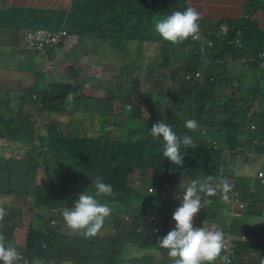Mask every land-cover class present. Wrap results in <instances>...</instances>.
Wrapping results in <instances>:
<instances>
[{"label": "trees", "instance_id": "obj_1", "mask_svg": "<svg viewBox=\"0 0 264 264\" xmlns=\"http://www.w3.org/2000/svg\"><path fill=\"white\" fill-rule=\"evenodd\" d=\"M70 1L68 7L59 2L61 9L40 5L24 9L32 11L28 16L22 14L19 21L11 12L4 14L2 22L15 34L17 28L24 30L23 39L19 42L16 34L12 43L22 47L24 42L29 48L28 31L65 32L61 45L48 48L44 54L31 51L38 58L45 56L48 63L54 62L63 47L73 44L74 49L70 39L77 36L81 45L97 47V54L113 53L104 63H114L120 70L105 75L103 64H94L90 67L96 72L91 76L103 82L98 86L91 82L94 89L84 87L79 81L86 66L71 55L74 64L63 70L60 79H51L45 70L39 74V65L33 71L38 75L34 83H19L17 89L2 90L0 86V206L7 213L0 220V234L6 244L16 248L21 257L19 247L11 241L21 211L8 201L13 196H28L34 198L38 211L26 235L17 237L25 245L23 257L28 264H172L167 250L157 245L175 225L170 215L176 206L169 200L181 197L191 180L203 181L213 175L230 183L234 180L229 197L239 209V215L230 216L231 232L224 224L218 227L217 219L212 221L228 241L223 254L229 256L231 264H262L264 223L254 225L253 220H264V191L260 195L250 191L232 170L235 168L229 169V161L243 164L244 159L257 154L264 156V149L258 147L264 145V80L250 79L264 61V29L256 19L259 9L264 12V5L249 0L240 16L214 20L207 14L200 20L207 63L202 61L201 42L189 38L172 44L150 34L154 20L184 11L190 7L187 0ZM207 41L214 46H208ZM145 65L154 72L161 69L162 77L157 81L169 84L160 82L157 89L141 91L137 71ZM197 73L200 76L194 78ZM188 75L193 79L188 81ZM37 113L50 116L39 124ZM146 113L156 118L154 123L163 120L169 124L179 137H192L195 147L187 150L182 167L164 158L162 143L144 133ZM86 115L97 120L99 130L94 135L82 127ZM188 119H195L199 129L187 130ZM253 125L259 128L253 131ZM55 126H62V131L57 133ZM136 171L140 172V183L133 182ZM149 174L151 178H147ZM97 176L113 188L111 195L99 198L112 209L101 229L104 233L93 238L79 232L69 236L65 225H53L52 220L62 217L65 207L72 208ZM147 180L155 201L146 200ZM204 199L207 203L197 219L215 218L212 207L219 195ZM233 236L242 238L234 240ZM155 250L159 257L145 253ZM17 264L26 263L21 257Z\"/></svg>", "mask_w": 264, "mask_h": 264}, {"label": "rangeland", "instance_id": "obj_2", "mask_svg": "<svg viewBox=\"0 0 264 264\" xmlns=\"http://www.w3.org/2000/svg\"><path fill=\"white\" fill-rule=\"evenodd\" d=\"M11 1V3H10ZM23 0H5L6 4L8 5L7 8H13L11 10V13L14 15L13 18L17 21L20 20L23 16H28V13L30 11H26L24 9L28 8H37V3H41L42 1L44 2V6L42 8L45 9H53L56 7V9H61L59 2L62 0H25L24 3L21 4ZM188 1V0H187ZM225 1H231L230 4L224 5L223 3ZM258 3H261L264 5V0H255ZM0 2L4 3V1L0 0ZM71 2V1H70ZM189 2L192 3L193 8H195L198 12L202 14H205V12H209V8L211 10L219 8L222 10L225 14L221 16L220 18H225V16H240L243 14L244 9H238V4H247L249 0H200V1H195V0H189ZM11 4H14L12 6ZM65 4V1H64ZM6 5V6H7ZM71 4H69L70 6ZM69 11H67V14ZM22 14H25L22 16ZM22 16V17H21ZM205 16V15H204ZM256 19L259 22V25L261 26L262 29H264V12H262L260 9L258 10V14H256ZM218 20V19H216ZM222 20V19H219ZM2 21L0 22V38L2 41L0 42V86L2 90L4 89H17L19 83L22 85L26 86L31 83H34L36 80V77L38 75H35L33 71H37L39 69L40 65V70L38 73H42L41 71L45 70L49 72L50 78L52 79H60L64 76L63 70L68 67L70 64H74L73 62L69 61L70 60V54L73 56V58L77 61H80L79 65H85L86 68L83 69V72L81 73L80 81L83 83L84 87L92 88L94 89V85L91 84V82H94L95 86H98L99 82H103L99 77L91 76L93 75L96 70L91 69L90 66L96 64L94 57L96 56V53L98 51L97 47L96 48H91L92 46L89 43H86L85 46L81 45L79 42V38L77 36H74L70 39L72 43H75L74 49H73V44H68L66 47H63L62 49L59 50V55H57L58 59H56L54 62H46L44 57L43 58H38V55L31 51L29 48H27L24 45V42H21L22 47H18L17 45H14V42L12 43V40L14 36L17 34V40L20 42L23 39L24 35V30H21V28L16 29V34L15 30L10 27L9 24L3 23ZM29 32V31H28ZM151 35L154 34V30L150 33ZM87 39V38H85ZM197 42V41H195ZM25 46V47H24ZM114 46L120 48V46L114 44ZM207 50V48H204ZM134 50V49H133ZM202 50V49H201ZM72 51H75L72 53ZM65 54V55H64ZM132 54H136V51H133ZM99 57V56H98ZM80 58V60H79ZM60 61L63 62L60 64ZM226 62H224L222 65H224ZM113 65V67H112ZM104 66V74L105 75H111L115 74L120 70V67L118 65L113 64H106L103 63ZM114 68V70H113ZM158 69V68H157ZM263 69V71H262ZM258 71V72H257ZM253 75H251L250 79L255 80V81H263L264 79V68H260L257 70ZM162 71L161 69L156 72L151 69V67L148 68L146 65L137 71V75L139 77L140 81V90L147 92L148 87H155V89L158 88L160 85V82H162L164 85H168L169 81L164 80V81H157L161 80L160 78L162 77ZM53 75V76H52ZM136 75V74H135ZM39 79V78H38ZM190 81V80H188ZM41 83L44 81H40ZM235 84H238L237 81ZM87 85V86H86ZM91 85V87H89ZM264 87V83L262 85ZM89 94H92V91H88ZM231 91L227 92L226 94L229 95ZM101 95V93H97ZM223 99V97H222ZM33 112H37V109L33 107L32 109ZM77 115H81V113H78ZM50 115L48 114H36V120L37 123H45L46 118L49 117ZM256 116V114H255ZM56 117V116H55ZM144 120L142 121V127L144 129L145 134H150V129L152 125L154 124V120L156 119L155 117H150L148 113L144 115ZM61 121L63 120L64 122L67 120L66 118L60 119ZM256 121V119L254 118ZM96 118L94 115H86L82 118L83 126L86 131H88V134L94 135L99 130V127L96 124ZM122 119H120L118 122L121 123ZM57 133H60L63 129L62 126L56 127ZM259 127L254 126L252 129L253 131H256ZM61 129V130H60ZM60 130V131H59ZM126 135V134H125ZM124 135V137H125ZM142 135H139L135 138V141H138ZM245 136H242L244 138ZM259 148L264 149V145L258 146ZM251 149V144H247V150L249 151ZM254 154V153H253ZM235 169H232V168ZM229 169H232L234 173L238 176V178L243 179V184L248 186L250 191L257 193V194H262L264 191V187L261 185L260 180L258 178L259 173L264 174V156L257 154L253 158L250 159H244L243 164L240 163V161H237L236 164L232 165L231 160L229 161ZM152 174H149L147 178H151ZM40 176V175H39ZM132 176V175H131ZM140 172L136 171L134 175L132 176L133 182L134 183H140ZM149 180L145 181V189H144V194L146 195V200L150 201H155L156 198L155 196H152L149 189L152 188L150 184H148ZM232 184L234 183V180L231 182ZM233 186V185H232ZM233 191V188H232ZM5 199H9V197L5 196ZM34 198L28 197V196H13L8 203L9 206L15 207L20 210L21 212L19 213L18 219H19V225L14 227L13 229V235L11 238V241L15 242V245L19 247V252L21 253V257H23V250L25 249V245H23L19 239V237L25 236V232H27L28 229H30V226L34 220V215L37 213L38 208L35 206V203L33 202ZM5 201V200H4ZM235 200L230 199L228 201H224L221 196L219 195V199L215 202V206L212 207L215 212L213 213V217L215 218H200L198 220V217L194 218V227H201L203 226V222L205 221H210L209 224L206 223V225L209 227L210 230H218L216 227L217 225L213 223L215 219L218 221V227L221 224H224L226 226V230L228 231H233L234 226H228L230 223V216L232 215H237L239 213L238 205L237 202H234ZM169 202H172L175 204L176 208L180 204V200L178 198H171ZM6 202V204L8 205ZM217 206V207H216ZM175 208V209H176ZM173 210V213L175 211ZM202 210V209H201ZM200 210V211H201ZM200 213V212H199ZM118 215L121 214V211L117 212ZM173 215V214H172ZM172 215H170L172 217ZM197 216V215H196ZM225 218L226 220H224ZM264 220L260 218H255L253 220V224H261V222ZM15 222V221H14ZM54 222L53 225H59L63 224L65 225L63 218H54L52 220ZM107 222V221H106ZM229 222V223H228ZM109 224V221L107 222ZM224 228V229H225ZM81 236H84L82 232H79ZM100 234H103L104 231L101 230L99 232ZM69 236L74 235L73 232H70L68 230ZM234 240H239L242 237L241 236H233L232 237ZM227 247V246H226ZM148 253L149 255L153 256H158L157 250L151 251V252H145ZM43 264V263H39Z\"/></svg>", "mask_w": 264, "mask_h": 264}, {"label": "clouds", "instance_id": "obj_3", "mask_svg": "<svg viewBox=\"0 0 264 264\" xmlns=\"http://www.w3.org/2000/svg\"><path fill=\"white\" fill-rule=\"evenodd\" d=\"M201 19L200 12L188 7L184 11H173L162 19L154 20L153 30L164 41L178 44L189 38H197ZM185 127L189 131H196L199 124L195 119H188L185 121ZM252 127L254 128V125ZM150 136L154 141L162 143L163 157L177 167L183 166L187 150L195 147L192 137L187 134L179 137L163 120L152 125ZM91 180V187L79 195L74 206L65 207L61 213L66 228L70 232H82L86 238L96 237L104 227L106 218L112 213L110 206L99 199L111 195L112 186L105 183L100 176ZM231 191L232 186L227 178L207 175L203 181L191 180L182 196L177 197L180 204L172 215L175 225L157 242L160 248L167 250L172 264H216L217 261L220 264H231L229 256L223 254L228 243L224 232L210 230L205 223L201 227H194V218L207 203L204 197L220 195L224 201H228ZM6 215L5 208L0 206V220ZM20 259L16 248L6 244L5 236L0 234V262L17 264ZM23 260L28 264V261L24 258Z\"/></svg>", "mask_w": 264, "mask_h": 264}, {"label": "built area", "instance_id": "obj_4", "mask_svg": "<svg viewBox=\"0 0 264 264\" xmlns=\"http://www.w3.org/2000/svg\"><path fill=\"white\" fill-rule=\"evenodd\" d=\"M152 1V0H151ZM150 2V0H149ZM149 4V3H148ZM65 32H55V33H50L45 30H38L35 32H27V43L29 45V49L36 51L39 54H44L48 48L55 47L56 45H61L62 44V36L65 35ZM193 41L201 42L202 43V61L209 62V60L206 58V50L204 49L205 47V42L206 40L203 39L201 36V33L199 31L198 36L196 39H192ZM207 45L212 47L214 46V43L211 41H207ZM264 57V55H263ZM214 61V59L212 60ZM219 64H223L224 61L222 60H217ZM261 67L264 68V61L261 63ZM200 76L199 73H197L194 78H198ZM187 80L193 79V76L188 75ZM216 145V143H214ZM259 178L261 179L262 184L264 185V174L259 173ZM152 191V190H150ZM242 208V206H241ZM54 224V222H52Z\"/></svg>", "mask_w": 264, "mask_h": 264}, {"label": "crops", "instance_id": "obj_5", "mask_svg": "<svg viewBox=\"0 0 264 264\" xmlns=\"http://www.w3.org/2000/svg\"><path fill=\"white\" fill-rule=\"evenodd\" d=\"M2 1H4V3H2V2H0V22L3 20V15L4 14H7V15H9L10 13L9 12H11V10L13 9V8H7L8 7V5L6 4V2H5V0H2ZM64 1H65V5H66V7H68L69 6V4H70V0H62L61 1V4H64ZM195 1H200V0H195ZM203 1V0H202ZM25 2V0H23L22 2H21V4L22 3H24ZM230 2L231 1H225L223 4L224 5H226V4H230ZM10 3H11V1H10ZM188 3H189V5H190V7L192 6V3L191 2H189V0H188ZM7 5V6H6ZM12 6H14V4H11ZM44 6V2L42 1L41 3H37V6ZM245 4H242V3H239L238 4V9L240 10V9H243V6H244ZM68 9V8H67ZM210 10H209V12H205V14H202L201 16H202V18H207V14H210L211 16H212V19H214V20H216V19H222V18H220L221 16H223V15H225V14H221V13H224L222 10H220L219 8H217V9H214V10H211V8H209ZM205 15V16H204ZM227 16V15H226ZM225 16V17H226ZM2 41V39L0 38V42ZM113 53H111V54H106V53H102V52H100L99 54H97L96 53V56L94 57V60H95V62H96V64L95 65H97V64H103L105 61H109L108 59H107V56H111ZM98 56H102V57H98ZM101 58L103 59V61H101ZM69 61H71V54H70V60ZM262 71H263V69H262ZM258 72V71H257ZM264 80V79H263Z\"/></svg>", "mask_w": 264, "mask_h": 264}]
</instances>
